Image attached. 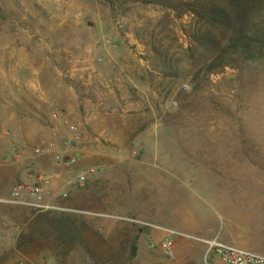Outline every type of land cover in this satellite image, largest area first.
<instances>
[{"label": "rangeland", "instance_id": "374dc122", "mask_svg": "<svg viewBox=\"0 0 264 264\" xmlns=\"http://www.w3.org/2000/svg\"><path fill=\"white\" fill-rule=\"evenodd\" d=\"M210 5L0 0V264H222L208 242L264 256V0L227 29ZM245 34L260 58L207 71ZM38 167L63 210L13 202Z\"/></svg>", "mask_w": 264, "mask_h": 264}, {"label": "built area", "instance_id": "2783aa9c", "mask_svg": "<svg viewBox=\"0 0 264 264\" xmlns=\"http://www.w3.org/2000/svg\"><path fill=\"white\" fill-rule=\"evenodd\" d=\"M44 152L46 151L40 149L35 150L36 154H42ZM71 162H73V160ZM77 182L78 184L83 185L85 178L83 176H78ZM21 194H28L31 202L22 203L19 201ZM12 197L14 200L13 202L28 204L39 211L54 209L63 210L50 205V201L54 198V195L48 189V182L45 179L33 181L28 185H18L12 193ZM63 197H65V195H63ZM171 244V241H165L162 243L163 252L167 255L171 254ZM207 245L209 247L208 251L215 253L222 264H264V256L250 250L218 242H208Z\"/></svg>", "mask_w": 264, "mask_h": 264}, {"label": "trees", "instance_id": "16d2710c", "mask_svg": "<svg viewBox=\"0 0 264 264\" xmlns=\"http://www.w3.org/2000/svg\"><path fill=\"white\" fill-rule=\"evenodd\" d=\"M224 5L222 7L210 5V6H200L199 12L202 18L208 19L214 28H225L227 29L231 24V13L228 10L235 11L242 7L251 4L253 0H222ZM263 1V0H262ZM211 31L210 29H205L201 32L200 39L205 45L211 41ZM238 50L234 53H224L215 56L213 61L207 64V71H213L222 69L225 67L235 68L239 64H245L246 60L255 58H260L261 49L257 50L255 45V39H251L247 34L242 35V38L237 40ZM199 44V43H198ZM200 46V45H199ZM263 47V46H262ZM261 47V48H262ZM242 62V63H241ZM133 255L135 250L133 249Z\"/></svg>", "mask_w": 264, "mask_h": 264}, {"label": "crops", "instance_id": "0c3cea01", "mask_svg": "<svg viewBox=\"0 0 264 264\" xmlns=\"http://www.w3.org/2000/svg\"><path fill=\"white\" fill-rule=\"evenodd\" d=\"M41 138H43V139H41ZM47 138H48V135H46V134H43L42 137H39V136L34 137V139L36 140V142H39V140H45V141H47ZM54 147L55 146L54 145H51L50 143L49 144L43 143V145L39 146L37 149L38 150L40 149V150H45L46 151V152L42 153L41 156H43V157L54 156V158L57 160V156L60 153H58V151H56V149ZM66 164H68V163H66ZM45 171L48 172L49 170L48 169H45ZM35 174H36V176H37L36 178H38V180L39 179H41V180L42 179L47 180L48 187L50 189L52 188V189H54V190H56L58 192L60 190H63L64 189V188H62L63 187L62 186V183L59 181V176L57 174L52 175V176H49V175L47 176V173H45L44 171H42V169L39 168V167L35 169ZM43 174H45L46 177H43ZM68 184H69V182L65 185V188H66V186H68ZM68 188H69V186H68ZM55 193L57 194V192H55ZM60 196H59V198H60ZM54 198H56L55 195H54Z\"/></svg>", "mask_w": 264, "mask_h": 264}]
</instances>
